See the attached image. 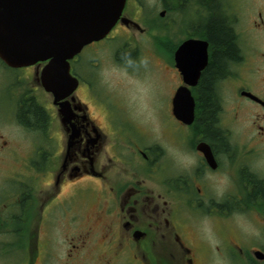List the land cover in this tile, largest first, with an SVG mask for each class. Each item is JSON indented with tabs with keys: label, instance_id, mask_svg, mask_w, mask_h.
<instances>
[{
	"label": "flooded vegetation",
	"instance_id": "af4514ba",
	"mask_svg": "<svg viewBox=\"0 0 264 264\" xmlns=\"http://www.w3.org/2000/svg\"><path fill=\"white\" fill-rule=\"evenodd\" d=\"M123 16L115 50L95 46L107 37L70 61L64 99L43 83L46 62L0 57V264H264V0H126ZM215 21L237 54L208 98ZM121 69L143 88L136 105ZM182 86L193 118L188 99L176 107Z\"/></svg>",
	"mask_w": 264,
	"mask_h": 264
},
{
	"label": "water",
	"instance_id": "95a60500",
	"mask_svg": "<svg viewBox=\"0 0 264 264\" xmlns=\"http://www.w3.org/2000/svg\"><path fill=\"white\" fill-rule=\"evenodd\" d=\"M125 2L0 0V56L14 67L48 60L43 69V82L48 91L54 93L56 101L63 99L77 86L69 60L84 46L111 32L121 18ZM123 21L127 22L126 19ZM180 55L181 51L178 58ZM184 76L188 79L187 74ZM181 99L190 100L193 112L194 102L187 89L181 88L177 93L178 108L182 106ZM61 106V113L67 115V105Z\"/></svg>",
	"mask_w": 264,
	"mask_h": 264
},
{
	"label": "rangeland",
	"instance_id": "374dc122",
	"mask_svg": "<svg viewBox=\"0 0 264 264\" xmlns=\"http://www.w3.org/2000/svg\"><path fill=\"white\" fill-rule=\"evenodd\" d=\"M112 33H113V35H115L116 33H119L121 36H124V34H126L120 28L113 31ZM123 39H126V38H123ZM123 41H125V40H123ZM116 42H118L119 44ZM121 42H122V40H120V41L114 40V42L109 43V45L111 46L109 48H108V46H105V45H108L107 41L97 43V44H95V46L97 48L100 46H105V47L101 48L99 50V52L102 55H107V53L109 51H111L112 49L115 50L114 45L119 46L121 44ZM156 45L158 46V49L160 50L161 53L168 52L169 47H170V43L166 39L160 40ZM97 48H94V46H93V48L87 49V50H85V52L86 51H95L96 52ZM155 67H159V69H161V72L163 73L162 75H160V82L163 84L164 83L163 81L164 80L166 81L165 86H161L162 91H165L169 85V80L171 79V74L168 73V66L164 63L156 62ZM99 71H100V74L102 75V77L103 78L105 77L108 80L115 73L113 65L108 61L103 64V68H101ZM118 74L125 81L127 99L129 100L130 104H134V105L138 104L140 94H141L143 88H140V89L136 88V86L139 84V82L135 79V77L130 72H127V71H124L121 69L120 71H118ZM156 78L159 79V75L156 76ZM143 86H144V84L142 85V87ZM239 264H242V263H240V260H239Z\"/></svg>",
	"mask_w": 264,
	"mask_h": 264
},
{
	"label": "trees",
	"instance_id": "16d2710c",
	"mask_svg": "<svg viewBox=\"0 0 264 264\" xmlns=\"http://www.w3.org/2000/svg\"><path fill=\"white\" fill-rule=\"evenodd\" d=\"M209 36L211 42L216 47L214 64L209 69L204 78V88L207 91V97L210 98V87L213 79L220 74H223L226 69V63L229 59L235 58L237 50L234 46L233 36L231 32L220 21H215L209 25ZM33 109H39L33 105ZM33 114H36L33 110ZM40 115V114H39Z\"/></svg>",
	"mask_w": 264,
	"mask_h": 264
},
{
	"label": "clouds",
	"instance_id": "9594fccd",
	"mask_svg": "<svg viewBox=\"0 0 264 264\" xmlns=\"http://www.w3.org/2000/svg\"><path fill=\"white\" fill-rule=\"evenodd\" d=\"M180 163L183 164L185 167H187L188 165L194 163V160L191 157H187L185 160L180 161ZM227 184H228V178L224 177L221 181L222 186L216 189V194L220 195L223 192L224 187L227 186ZM251 234L258 236L259 231L253 228Z\"/></svg>",
	"mask_w": 264,
	"mask_h": 264
}]
</instances>
